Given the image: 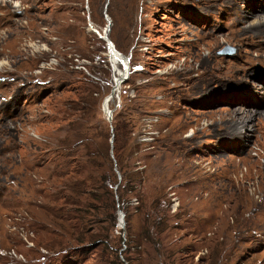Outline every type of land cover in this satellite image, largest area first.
Wrapping results in <instances>:
<instances>
[{
  "label": "rangeland",
  "instance_id": "374dc122",
  "mask_svg": "<svg viewBox=\"0 0 264 264\" xmlns=\"http://www.w3.org/2000/svg\"><path fill=\"white\" fill-rule=\"evenodd\" d=\"M9 1L23 9L0 31L17 32L22 55L0 71V264L118 263L115 246L68 240L57 212L62 169L101 120L144 169L148 201H171L175 259L149 249L144 264H264V13L236 18L222 0ZM133 222L136 242L141 214ZM118 235L124 260L126 220Z\"/></svg>",
  "mask_w": 264,
  "mask_h": 264
},
{
  "label": "trees",
  "instance_id": "16d2710c",
  "mask_svg": "<svg viewBox=\"0 0 264 264\" xmlns=\"http://www.w3.org/2000/svg\"><path fill=\"white\" fill-rule=\"evenodd\" d=\"M86 95L97 98L90 88L86 90ZM82 109L85 111L84 106ZM117 115L116 127L119 120ZM100 126L101 131L98 133L82 132L83 136L77 143L80 148L73 159V167L62 169V175H67V179L61 189L64 201L57 212L64 210L66 213V224L69 227L66 230V238L93 243L95 246H115L117 264H144L143 252H149V249H153L158 258L167 256L174 261L177 246L168 242V234H164L169 226H174L169 224L166 212L171 201L163 199V191L155 193L148 201L143 193L144 169L137 165L130 167L132 163L125 160L124 150L119 143L120 136H115L112 146L108 123L101 120ZM115 167L121 172V178L117 176ZM133 195L137 196L141 204L135 205L130 201ZM163 202L166 203L165 206ZM38 206L47 213L54 209L52 205L48 206L45 198ZM119 207L125 212L126 231L130 234L129 242H125L129 248L124 260L119 258L117 252V247L121 246L118 235ZM135 212L141 214L143 219L142 238L136 242L133 240ZM91 222L96 223V230L94 226L89 228ZM31 223L33 225V221ZM133 245L137 248L134 254L131 250Z\"/></svg>",
  "mask_w": 264,
  "mask_h": 264
},
{
  "label": "bare ground",
  "instance_id": "6f19581e",
  "mask_svg": "<svg viewBox=\"0 0 264 264\" xmlns=\"http://www.w3.org/2000/svg\"><path fill=\"white\" fill-rule=\"evenodd\" d=\"M196 1V0H195ZM201 4L205 6L211 5L212 2L218 1V0H199ZM222 5H227L228 11L233 13V16L236 18H249V16H252L254 12L258 13H264V3L262 5H255V3L247 1V0H222ZM244 4V5H242ZM12 8V9H11ZM22 4L13 3L9 0H0V27L4 24H9L11 22H15L17 19L13 17V15L17 12H20L22 10ZM14 13V14H13ZM246 15V16H243ZM236 21V19H235ZM22 24V23H21ZM34 22L29 21L27 24H24L26 30H28L32 35H34L36 27ZM258 25H264V15L262 18L257 20L256 26ZM25 33V32H24ZM12 37V38H11ZM112 43V42H110ZM32 46H36L35 44H32ZM22 55V50L20 48L19 44V37L16 33H4L0 31V57H8V58H18ZM0 61V71H2L6 67V61L4 60ZM127 62L129 64V60L127 58ZM130 68V66H129ZM129 70L127 71V73ZM105 100V99H104ZM103 109H104V101H103ZM109 117V116H107ZM112 117V115L109 117V119ZM250 120V119H249ZM247 120L242 121L243 123L240 124V126L247 125ZM238 128L237 133L241 134L242 128ZM120 217L122 221V213H120ZM125 218V215H124ZM123 223V222H122Z\"/></svg>",
  "mask_w": 264,
  "mask_h": 264
},
{
  "label": "water",
  "instance_id": "95a60500",
  "mask_svg": "<svg viewBox=\"0 0 264 264\" xmlns=\"http://www.w3.org/2000/svg\"><path fill=\"white\" fill-rule=\"evenodd\" d=\"M108 41H109V45H110V42H112V41H111V40H108ZM108 118H109V117H108ZM110 119H112V117H111ZM112 130H113V126H112ZM114 135H115V133L112 131V135H111L112 146H113ZM120 178H121V176H120ZM120 213H122V216H123V218H122V222H123V223L120 222V220H121ZM124 215H125L124 211H123L122 209H119V224L122 225V226H123L124 223H125Z\"/></svg>",
  "mask_w": 264,
  "mask_h": 264
}]
</instances>
